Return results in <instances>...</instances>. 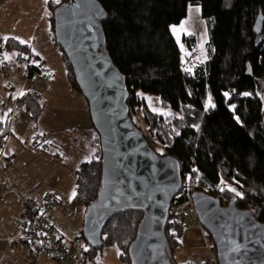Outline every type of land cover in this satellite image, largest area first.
<instances>
[{
  "label": "trees",
  "instance_id": "16d2710c",
  "mask_svg": "<svg viewBox=\"0 0 264 264\" xmlns=\"http://www.w3.org/2000/svg\"><path fill=\"white\" fill-rule=\"evenodd\" d=\"M68 1L57 3L56 0H48L46 5L50 10L48 18L52 39L65 63L68 81L82 94L73 68L56 43L54 33V13ZM98 1L107 13L102 22L107 50L125 76L129 115L151 148L178 161L183 185L191 174L196 180L195 191L219 198L224 206L235 200L239 209L249 210L255 219L264 223V22L259 34L254 31L259 14L264 18V0ZM190 4L201 8L209 37L207 58L197 65L190 62L191 56L184 61L171 31L173 25L186 18ZM192 42L189 40L188 49L193 47ZM3 45L6 50L17 51L23 61L27 60L24 55L31 54L27 44L14 38L5 40ZM43 65L27 66L28 77L41 74ZM186 68H192V72ZM225 91L231 93L230 100L222 95ZM245 92L251 95H241ZM144 94L156 96L165 113H181L184 119H171L169 122L167 116L154 113ZM209 94L216 107L205 111L204 104ZM16 104L37 127L45 109L42 96L35 91H27ZM231 104L236 106L235 111L230 109ZM139 113L145 128L135 122ZM235 117H239V122ZM194 124L199 128H193ZM8 131V122H1L0 137L8 135ZM176 132L180 134L176 135ZM95 135L97 154L80 163L75 171L73 203L85 206V214L97 199L102 182V151L96 130ZM158 147H162L164 152L160 153ZM193 169H198V173ZM221 178L242 191L244 198L234 197L230 191L221 192ZM233 178L239 181L238 185L233 184ZM183 202L179 193L171 201L165 227L167 247L175 264H196L189 260L177 262L174 258L175 252L183 245L186 228V213L181 207ZM42 213L53 220L57 229L54 218ZM144 216L140 209H128L113 215L103 228L104 246L117 247L124 264H133L129 249ZM57 234L60 236L58 229ZM205 235L216 251L211 236L206 231ZM85 244L88 257L95 264H101L97 259L104 246L95 249L86 241ZM207 261L201 264H208Z\"/></svg>",
  "mask_w": 264,
  "mask_h": 264
},
{
  "label": "water",
  "instance_id": "95a60500",
  "mask_svg": "<svg viewBox=\"0 0 264 264\" xmlns=\"http://www.w3.org/2000/svg\"><path fill=\"white\" fill-rule=\"evenodd\" d=\"M106 17L98 0H69L54 13L56 43L88 103L102 151L101 187L87 209L82 234L91 247L101 249L109 219L140 209L145 216L129 249L133 264H175L165 227L171 201L183 185L180 165L173 156L154 151L133 123L125 76L107 50ZM263 22L259 14L255 33L261 32ZM192 200L199 223L215 244L218 264H264V223L239 209L235 200L224 206L203 191H195Z\"/></svg>",
  "mask_w": 264,
  "mask_h": 264
},
{
  "label": "crops",
  "instance_id": "0c3cea01",
  "mask_svg": "<svg viewBox=\"0 0 264 264\" xmlns=\"http://www.w3.org/2000/svg\"><path fill=\"white\" fill-rule=\"evenodd\" d=\"M3 1L0 0V2ZM1 12L2 10L0 9V16ZM5 30V25L0 22V79L1 82L3 81L1 90L3 95L0 99V123L8 122L10 138L5 156L6 160L11 161L13 171L10 172V179L7 181L0 180V183L5 188V192L0 199V264H5L6 258L16 259L17 264H24L23 261H25V264H28V262L34 264V259L30 258V253L22 243L26 233L21 225L22 209L18 201L17 189L26 188L27 192L34 190L38 192L45 188L44 183L38 184L36 182L33 172L34 166L38 161H46L40 154H45L50 158L59 156L58 153H49L48 147L51 145L49 141L54 144L58 140L57 137L66 135L61 136V138H65H62L61 142L71 147V150L75 147V151L72 154H78L80 163H82L96 155L97 150L94 144L96 135L94 134L95 129L87 101H79V96L75 94L77 91H73L74 87L68 80L67 86H62L61 88L53 87L51 83L55 84V70L50 68L47 65V61L40 55H35L34 59L30 58L23 61L19 59L17 51V55H14L12 50H6L3 45L5 42L4 38H14L18 41L21 39L16 33L6 35ZM20 30L22 31L21 26ZM49 34L54 44L51 34V23ZM27 43L24 41V44ZM27 45L31 51V46ZM57 52L61 56L59 48ZM30 55L33 56L34 54L31 52ZM40 63L44 64L41 74L28 77L26 73L27 66H37ZM27 91L39 93L45 103V109L37 127L32 125L29 116L23 109L18 108L16 104L17 99ZM65 97H74V102L61 103L58 100ZM50 99L58 101L50 102ZM83 146L89 150L85 155L81 153V147ZM47 193V203L55 204L59 202L56 196L49 194V190ZM40 207L43 212L47 213V209H44L41 205ZM193 222L194 224L198 223L194 220ZM59 225L57 226L58 232L60 236L65 238L67 231L62 226L61 221H59ZM195 231L200 235L189 237L187 240L182 241V246L193 252L198 251L195 253L199 255L201 250L207 251L209 245L205 231L201 227ZM196 233L194 232V235ZM209 251H211L210 248ZM36 264L40 263L36 262Z\"/></svg>",
  "mask_w": 264,
  "mask_h": 264
},
{
  "label": "rangeland",
  "instance_id": "374dc122",
  "mask_svg": "<svg viewBox=\"0 0 264 264\" xmlns=\"http://www.w3.org/2000/svg\"><path fill=\"white\" fill-rule=\"evenodd\" d=\"M0 9L2 10L0 16V22L5 25L6 30L5 34H13L16 33L19 36V39L28 42L31 46L32 55H24L29 60L30 58L34 59V56H41L45 61H47V65L55 70V84H53V80L51 81V85L57 86L61 88L62 86L68 85L67 78V69L65 63L61 56L58 55V46L53 44L51 41V37L49 34L50 31V20L49 14L50 10L47 7L45 0H4L0 2ZM187 21L186 28L187 32L191 34H187L185 31L178 30L174 35L181 51L182 57L184 61H186L187 57L191 56L190 62L194 64H201L208 55V31L206 21L202 18L201 13L193 12L191 14V18H189V7H188V15L183 19L182 22ZM181 22V23H182ZM180 23V24H181ZM178 24V25H180ZM175 25V26H178ZM20 26L22 27V31L20 30ZM174 26V25H173ZM205 30L207 31V36H204ZM173 33V32H172ZM5 36V35H4ZM32 36V41H31ZM1 38V37H0ZM193 41V47L188 49V42ZM183 46V50L181 48ZM57 46V47H56ZM14 55H17L15 50H12ZM3 81L0 79V99L2 98L3 91L2 90ZM73 91H77L74 89ZM76 95L79 96V101H86L82 94L78 91L75 92ZM147 98L151 109L155 107L160 110L163 109L159 103V100L154 95L144 94ZM61 103H73L74 97L69 98H61L58 99ZM58 100L50 99L49 101L57 102ZM166 111L165 109H163ZM135 122L138 126L145 128V122L142 117V114L139 113L135 116ZM95 134V130H94ZM60 135L57 137L56 143L49 145V153H58L59 156L54 158H50L45 154H40L41 157H44L46 161H38L34 166L33 176L36 177V182L38 184H45V188L41 191H29L27 192L25 189H17V196H31L34 199L38 200L40 205L47 209V213L54 218L57 226L59 225V221L62 222V226L65 227L67 234L65 236V240H72L80 235L83 229L84 219H85V206L80 204L73 203V199L75 196V187H76V169L80 164V159L78 154H72L75 151V147L72 148L64 145L61 140L65 138H61ZM95 144V148L97 150V145ZM160 153H163V148H157ZM89 151L85 146L81 147V153L84 155ZM97 154V153H96ZM6 166L7 160L6 158L3 161ZM12 164L8 168V172H12ZM10 179V176L6 179L2 177V180L7 181ZM190 181L186 178L185 182ZM49 190V194L52 196H56L59 202L55 204L47 203L46 194ZM185 208L188 213L186 214L184 221L186 224L185 233L183 237V241L187 240L189 237H197L200 234H197L195 230H198L201 224L197 220V216L195 211L192 209L190 205ZM193 220L198 222L194 224ZM79 226V227H77ZM60 227V225H59ZM203 231L205 230L202 228ZM194 232L196 235H194ZM205 236V235H204ZM209 248L207 247V251L201 250V253L198 255L195 252L188 250L187 247L182 246L175 252L174 258L177 262H185V261H194L196 264H201L208 259L212 258L216 253L212 248V244L207 240ZM197 254V255H196ZM85 258L87 259V264H95V262L88 257V250L86 251ZM97 261L101 264H124V262L120 258V251L115 246H104L100 252V257ZM45 261H40V264H43ZM5 264H17L16 259L6 258ZM25 264V261H23ZM28 264H30L28 262ZM36 264V262L34 263Z\"/></svg>",
  "mask_w": 264,
  "mask_h": 264
},
{
  "label": "built area",
  "instance_id": "2783aa9c",
  "mask_svg": "<svg viewBox=\"0 0 264 264\" xmlns=\"http://www.w3.org/2000/svg\"><path fill=\"white\" fill-rule=\"evenodd\" d=\"M9 138V134L0 137V180L2 177L7 179L10 176L8 168L11 161L7 160L6 166L3 163L6 158ZM195 185L196 180L192 178L190 181L185 182L178 192L180 197L184 199L181 207L186 214L188 212L184 209L189 207L188 205L195 211L192 200ZM4 192L5 188L0 183V199ZM18 201L22 209L21 225L26 231L22 243L30 253V258L39 263L44 260L43 264H87L85 258L87 247L82 233L72 240H65L57 234L53 220L42 213L36 199L31 196L20 195ZM207 263L218 264L216 253Z\"/></svg>",
  "mask_w": 264,
  "mask_h": 264
},
{
  "label": "snow or ice",
  "instance_id": "6c2138e0",
  "mask_svg": "<svg viewBox=\"0 0 264 264\" xmlns=\"http://www.w3.org/2000/svg\"><path fill=\"white\" fill-rule=\"evenodd\" d=\"M45 2L47 3L48 0H45ZM56 2L59 3L60 0H56ZM193 12L200 13L201 12V8L199 6H193V5L190 4L189 5V18H191V14ZM98 15H103V13L100 12V13H98ZM186 24H187V21L182 22L178 26H175L174 25V26L171 27V31L173 32V34H175L178 30L185 31L187 34H191L190 32H187ZM204 36L205 37L207 36V31L206 30H205ZM4 39L7 41L10 38H7L6 37ZM19 42L20 43H24L23 40H20ZM181 48L183 50V46L182 45H181ZM213 51H214V49H213ZM25 58H27V57H25ZM193 67H195V65H193ZM185 70L188 71V72H190V73L192 72V68H186ZM189 95H191V92H189ZM222 95L225 97L226 100H230L231 99V93L228 92V91L223 92ZM241 95H243V96H249V95H251V93L245 92V93H242ZM262 99H264V97H262ZM186 107H191V106H186ZM209 107H211V108H215L216 107V105L213 103L211 94H209L207 96V102L204 104V110L207 111L209 109ZM229 107H230V109L232 111H235V107L236 106L234 104L229 105ZM152 111L154 113L162 116V117L163 116H167L169 118V122L171 121V119H179V120H183L184 119V116L181 113L173 114L170 111L167 112V113H165L163 109L158 110L155 107L152 108ZM235 119H237V121L239 122V117H235ZM192 127L198 129L199 128V125H195L194 124V125H192ZM173 131H175V129H173ZM175 134L176 135H179L180 133L179 132H176ZM49 143H51V142L49 141ZM192 171L198 173V169H193ZM187 179H189V180L192 179L191 174H189V176L187 177ZM196 179L197 180L200 179L199 175L196 176ZM233 184L234 185H238L239 184V181H237V180H235V178H233ZM219 185H220V189L219 190L221 192L230 191V192H232L234 194V197H237V198H240V199H243L244 198V193L242 191H239L237 189V187L228 185L226 183V181L223 180L222 178L219 180ZM87 250L88 249H85V251H87Z\"/></svg>",
  "mask_w": 264,
  "mask_h": 264
},
{
  "label": "bare ground",
  "instance_id": "6f19581e",
  "mask_svg": "<svg viewBox=\"0 0 264 264\" xmlns=\"http://www.w3.org/2000/svg\"><path fill=\"white\" fill-rule=\"evenodd\" d=\"M187 60V59H186Z\"/></svg>",
  "mask_w": 264,
  "mask_h": 264
}]
</instances>
